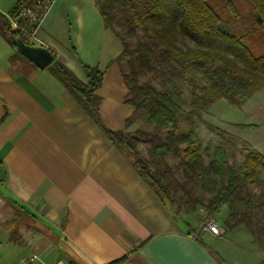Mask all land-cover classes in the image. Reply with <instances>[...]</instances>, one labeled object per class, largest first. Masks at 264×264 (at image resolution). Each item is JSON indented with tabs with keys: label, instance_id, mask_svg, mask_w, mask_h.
Instances as JSON below:
<instances>
[{
	"label": "crops",
	"instance_id": "obj_1",
	"mask_svg": "<svg viewBox=\"0 0 264 264\" xmlns=\"http://www.w3.org/2000/svg\"><path fill=\"white\" fill-rule=\"evenodd\" d=\"M15 2L0 0V12ZM31 44L50 48L83 82L84 64L98 66L103 122L127 132L138 112L117 60L124 45L95 0H53ZM254 147L264 154V145ZM258 177L264 184V173ZM185 218L174 217L48 67L0 29V244L21 248L9 264H220L209 248L226 228L218 235ZM202 229L207 248L192 234Z\"/></svg>",
	"mask_w": 264,
	"mask_h": 264
},
{
	"label": "trees",
	"instance_id": "obj_2",
	"mask_svg": "<svg viewBox=\"0 0 264 264\" xmlns=\"http://www.w3.org/2000/svg\"><path fill=\"white\" fill-rule=\"evenodd\" d=\"M25 1L16 0L7 14L0 12L1 32L16 49L14 40L22 35L11 28L9 17H16ZM95 1L105 26L124 45L117 60H127L131 66L130 72L123 70L129 88L128 102L136 112H148L147 120L157 132L166 131L163 138L154 135L153 145L148 151L151 159L139 154L138 136L105 126L100 112L102 99L98 94L104 72L98 66L84 64L88 81L83 82L60 56L54 54V61L48 70L126 155L177 220L187 221L181 213L178 197L182 185L177 183L172 186L164 178L166 172L151 168L158 160L169 156L178 158L187 183L193 186L199 183L204 192L211 194L204 204L208 214L220 213L223 207H228L224 222L226 230L241 224L250 226L257 209L264 214V188L259 193L244 194L243 187L248 182L255 183L258 176L264 173V154L249 141L232 136V142L241 143L244 153L242 164L235 166L231 162L225 144H218L213 158L207 162L195 145V118L209 113L212 106L223 99L241 106L254 92L264 88V0H226L223 5V0ZM181 37L187 38L188 42L181 44ZM127 38L135 39L136 45L130 46ZM163 68L165 72L172 71L188 78L192 87L189 109L183 107L184 92L180 88L160 89L149 81L140 82L138 79L145 71ZM133 122L134 118H129L127 128ZM185 122L190 125L187 131L182 129ZM138 132L144 133L142 130ZM188 190L191 189H187V193ZM191 202L194 201H186L187 204ZM261 227L264 229V224ZM203 232V229L195 230L192 234L207 248ZM253 234L255 242L264 240V232L261 235ZM262 244L261 248L264 249ZM209 250L220 264H228L219 251L213 248Z\"/></svg>",
	"mask_w": 264,
	"mask_h": 264
},
{
	"label": "rangeland",
	"instance_id": "obj_3",
	"mask_svg": "<svg viewBox=\"0 0 264 264\" xmlns=\"http://www.w3.org/2000/svg\"><path fill=\"white\" fill-rule=\"evenodd\" d=\"M225 2L226 0H223L221 5ZM117 28L125 35L120 27L117 26ZM127 41L130 46L136 45V41L133 38H127ZM185 42H188V39L181 37L180 43L185 44ZM123 69L125 72L131 71V66L127 60L123 61ZM164 70L165 68L158 71H145L139 75L138 79L140 82L149 81L160 89L180 88L184 92L183 107L185 110L189 109L191 107L192 87L188 78L172 71L165 72ZM199 75L202 76V73L199 72ZM147 117V111L139 112L137 117H133L134 122L127 131L139 137V154L144 158L151 159L148 151L153 145L154 135L158 134L159 137L163 138L166 135V131L157 132L154 125L148 122ZM238 122H260V125L257 124V126L252 128L242 127ZM195 125L197 127L195 145L201 150L207 162L213 158L215 147L218 144H225L229 149L231 162L235 166L241 165L244 159L241 143L238 141H233L235 142L233 143L231 140H233V137H237L241 140L249 141L253 146L264 145V88L254 92L241 106L234 105L225 99L216 102L209 113L195 118ZM189 128V123L185 122L182 128L183 131H187ZM139 130L144 131V133L140 134ZM151 168L153 170L160 168L162 172H166L164 178L172 186L177 183L182 185L178 190V197L182 207L181 213L184 217L188 216L192 223H198L201 226L212 217L222 228L221 234L225 232L224 222L226 217H224V213L228 207L225 206L220 213L208 214L204 204L207 203L211 194L204 192L199 183L193 186L185 181L182 168L178 164V158L169 156L160 159ZM259 178H257L255 183L248 182L243 187V193H259L264 188V184L258 180ZM260 183L261 187H259ZM187 189H191L188 190L189 193H187ZM191 192L192 195H190ZM188 200L196 201V203L187 204L186 201ZM262 224H264V214L257 209V215L251 221L250 226L241 224L228 228L223 239L216 244L210 245L221 251L232 264H264V249L261 248L264 240L255 242L253 234L256 232L261 235L264 232L261 227ZM203 237L208 242V238H211L208 235ZM262 237L264 236L262 235ZM20 249L18 245L7 243V240L2 241L0 244V263L9 264L17 260L21 253ZM1 257L3 258L2 260Z\"/></svg>",
	"mask_w": 264,
	"mask_h": 264
},
{
	"label": "built area",
	"instance_id": "obj_4",
	"mask_svg": "<svg viewBox=\"0 0 264 264\" xmlns=\"http://www.w3.org/2000/svg\"><path fill=\"white\" fill-rule=\"evenodd\" d=\"M52 2L53 0H26L18 15L16 17H9L11 28L18 31L24 40L35 41L37 29L42 22L43 16L51 7ZM202 227L214 234L222 233V228L212 217L206 220ZM57 264L68 263L60 261Z\"/></svg>",
	"mask_w": 264,
	"mask_h": 264
},
{
	"label": "water",
	"instance_id": "obj_5",
	"mask_svg": "<svg viewBox=\"0 0 264 264\" xmlns=\"http://www.w3.org/2000/svg\"><path fill=\"white\" fill-rule=\"evenodd\" d=\"M14 42L18 52L40 68H46L54 61V53L46 46L29 44L22 37L16 38Z\"/></svg>",
	"mask_w": 264,
	"mask_h": 264
}]
</instances>
